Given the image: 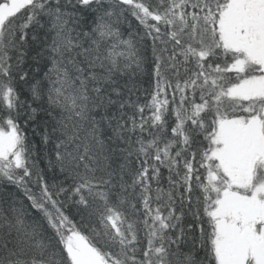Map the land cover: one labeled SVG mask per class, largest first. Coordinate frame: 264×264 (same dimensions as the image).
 I'll return each instance as SVG.
<instances>
[{
    "label": "snow or ice",
    "instance_id": "6c2138e0",
    "mask_svg": "<svg viewBox=\"0 0 264 264\" xmlns=\"http://www.w3.org/2000/svg\"><path fill=\"white\" fill-rule=\"evenodd\" d=\"M0 264H264V0H0Z\"/></svg>",
    "mask_w": 264,
    "mask_h": 264
},
{
    "label": "trees",
    "instance_id": "16d2710c",
    "mask_svg": "<svg viewBox=\"0 0 264 264\" xmlns=\"http://www.w3.org/2000/svg\"><path fill=\"white\" fill-rule=\"evenodd\" d=\"M133 23H135V22L133 21ZM145 87H147V85H145ZM26 131L28 132L29 137H32V132H31V130L28 129V130H26ZM33 142L36 143L40 148H43V146L40 145V142H39V139H38V138H33ZM41 167H43V164L41 165Z\"/></svg>",
    "mask_w": 264,
    "mask_h": 264
}]
</instances>
